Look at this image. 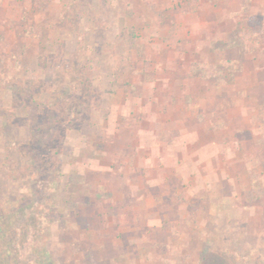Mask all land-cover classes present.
I'll return each mask as SVG.
<instances>
[{
	"label": "crops",
	"instance_id": "crops-1",
	"mask_svg": "<svg viewBox=\"0 0 264 264\" xmlns=\"http://www.w3.org/2000/svg\"><path fill=\"white\" fill-rule=\"evenodd\" d=\"M195 1L183 12L182 0L126 5L145 30L141 57L124 53L100 113L103 148L76 167L77 203L88 215L87 227L85 218L77 224L106 233L105 263L198 264L209 246L222 250L230 240L264 247V128L255 96L264 93V62L246 59L258 47L264 53V32L246 29L264 5ZM148 18L152 26L142 28ZM252 36L258 43L248 49L243 41Z\"/></svg>",
	"mask_w": 264,
	"mask_h": 264
},
{
	"label": "rangeland",
	"instance_id": "rangeland-1",
	"mask_svg": "<svg viewBox=\"0 0 264 264\" xmlns=\"http://www.w3.org/2000/svg\"><path fill=\"white\" fill-rule=\"evenodd\" d=\"M129 1L0 0V264H113L105 263L106 233L77 224L85 218L87 227L88 215L86 203H77L76 167L103 148L100 113L113 99L124 53L140 56L145 30ZM182 2L180 12L197 1ZM254 9L246 29L264 32V7ZM149 19L142 28L152 26ZM243 42L252 49L258 40ZM259 42L264 47V33ZM255 52L246 59L263 64L264 53ZM257 90L264 128V93ZM237 247L234 240L222 250L209 246L198 264H264V247Z\"/></svg>",
	"mask_w": 264,
	"mask_h": 264
},
{
	"label": "trees",
	"instance_id": "trees-1",
	"mask_svg": "<svg viewBox=\"0 0 264 264\" xmlns=\"http://www.w3.org/2000/svg\"><path fill=\"white\" fill-rule=\"evenodd\" d=\"M33 135L36 136V139H37V137L39 136V135H36L35 133H33ZM37 141L40 142L41 140H38V139H37Z\"/></svg>",
	"mask_w": 264,
	"mask_h": 264
}]
</instances>
